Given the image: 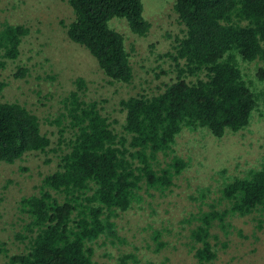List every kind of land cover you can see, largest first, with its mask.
I'll return each instance as SVG.
<instances>
[{
	"label": "trees",
	"instance_id": "trees-1",
	"mask_svg": "<svg viewBox=\"0 0 264 264\" xmlns=\"http://www.w3.org/2000/svg\"><path fill=\"white\" fill-rule=\"evenodd\" d=\"M67 1L73 12L64 25L68 38L85 46L111 81L130 82L133 69L124 36L108 21L124 17L132 32L146 34L151 24L143 16L142 1ZM173 7L184 25L174 54L169 53L179 65L177 77L155 94L119 100L125 112L123 133L113 128L96 100L83 97L82 77L62 97L65 110L58 117L67 124L59 132H71L67 149L59 154L56 168L43 175L37 192L20 198L22 226L14 237L23 249L6 253L9 263L104 264L93 258V245L101 237H117L116 215L139 199V189L165 190L186 167L178 154L165 165L158 159L159 152L173 151L181 129H206L221 137L246 127L260 100L264 102V86L257 89L241 67V61L258 60L256 75L264 78V0H174ZM28 30L23 24H2L4 58L18 56ZM17 68L14 75H23L26 68ZM2 86L0 81V91ZM49 145L34 111L17 100L0 98V160L12 163ZM220 194L226 200L223 208L211 204L193 216L189 239L195 264L216 258L212 228L224 225L229 215H248L263 227L264 162L224 179ZM129 256L119 255L117 264H126Z\"/></svg>",
	"mask_w": 264,
	"mask_h": 264
},
{
	"label": "rangeland",
	"instance_id": "rangeland-1",
	"mask_svg": "<svg viewBox=\"0 0 264 264\" xmlns=\"http://www.w3.org/2000/svg\"><path fill=\"white\" fill-rule=\"evenodd\" d=\"M143 16L150 21L144 35L131 31L124 17L113 16L108 23L124 36L130 53L133 77L130 82L111 81L89 50L68 38L64 25L73 18L67 0H0V27L5 22L28 27L15 59L0 53V98L17 100L34 111L40 128L50 137L45 151H30L12 163L0 160V264L8 262L6 253L23 249L14 233L21 229L19 200L35 193L43 175L57 166L59 154L67 149L69 128L59 132L67 120L59 118L65 110L62 97L76 88L74 80H85L83 97L96 100L118 133H123L124 109L119 100L129 95L155 94L178 74L174 54L184 25L174 10V0H141ZM17 64L26 68L15 76ZM258 60L241 61L257 89ZM184 76V75H182ZM194 76L186 77L187 80ZM61 120V124L57 120ZM172 154L187 161L165 190L141 188L132 206L115 217L117 237L99 238L93 258L104 264H117L119 255L131 253L126 264H195L189 231L201 210L212 205L223 208L220 198L224 179L241 176L264 162V102L251 114L249 124L236 132L216 137L206 129L182 128L169 154L158 153L161 165ZM211 241L217 256L206 264H264V224L259 228L248 215L231 214L225 224L216 223ZM4 249V250H2Z\"/></svg>",
	"mask_w": 264,
	"mask_h": 264
}]
</instances>
